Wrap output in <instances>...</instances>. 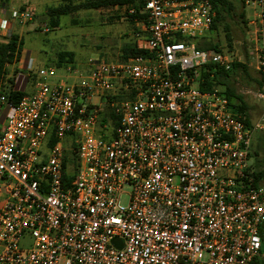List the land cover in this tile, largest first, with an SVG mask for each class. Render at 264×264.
I'll use <instances>...</instances> for the list:
<instances>
[{
  "label": "built area",
  "instance_id": "1",
  "mask_svg": "<svg viewBox=\"0 0 264 264\" xmlns=\"http://www.w3.org/2000/svg\"><path fill=\"white\" fill-rule=\"evenodd\" d=\"M237 1L255 11L264 68V0ZM140 12L146 55L89 59L86 73L68 64L67 81L43 67L27 93L30 58L8 88L25 95L14 103L0 88V264H264V180L251 163L264 128L193 74L235 63L198 47L212 0H141Z\"/></svg>",
  "mask_w": 264,
  "mask_h": 264
},
{
  "label": "rangeland",
  "instance_id": "2",
  "mask_svg": "<svg viewBox=\"0 0 264 264\" xmlns=\"http://www.w3.org/2000/svg\"><path fill=\"white\" fill-rule=\"evenodd\" d=\"M21 1V0H20ZM82 0H76L79 3ZM21 7L32 9L35 14L32 20L23 25L15 24L14 31L23 34L25 41L24 50L33 57H40L42 60L37 66L34 65L33 72L36 73L39 67H51L55 64L57 53L60 51L72 52L74 55V66L80 73L89 71V59L102 60H121L122 48L125 44H134L135 32L142 33L141 26L133 28L132 22L123 18L127 15L126 8H109L100 10H81L69 16L61 18V24L58 29L51 30L46 16L47 8L63 4L65 0H22ZM17 5V8H21ZM16 11H22L18 9ZM250 15L255 11L248 8ZM249 15V16H250ZM248 20H253L249 19ZM47 24L50 32L44 33L42 27ZM232 27V46L229 48L224 37L222 27L217 33L211 34V40L219 43L223 50L232 53L235 63L243 64L247 70L238 72L233 79L237 91L244 95L246 102L251 106L252 123H261L264 128V100L257 97L260 90L258 82L264 68L260 65L258 58L261 51L263 37L255 33L258 30L253 24H243L239 18H234ZM10 28L0 22V41H4L10 32ZM135 31V32H134ZM23 32V33H21ZM208 37V35H206ZM205 36V37H206ZM201 39V38H198ZM128 42V43H126ZM203 42V41H200ZM56 68V66H54ZM65 68V67H64ZM58 77L54 82L64 81L62 77L67 74L63 69H57ZM34 75H31L32 81H35ZM8 78L13 79V84L6 82L5 90L13 87L17 78V72L9 68ZM67 81V79H65ZM29 85L26 92L31 93L32 87ZM76 138L75 136L66 137L64 142L66 146ZM252 152H257L253 156L251 163L258 162L264 167V129L256 132L253 137ZM32 240L23 241V248L29 249Z\"/></svg>",
  "mask_w": 264,
  "mask_h": 264
},
{
  "label": "trees",
  "instance_id": "3",
  "mask_svg": "<svg viewBox=\"0 0 264 264\" xmlns=\"http://www.w3.org/2000/svg\"><path fill=\"white\" fill-rule=\"evenodd\" d=\"M9 0H0L3 4H7ZM76 0H65L63 4L58 6H50L47 8L46 16L48 18V25L51 30H56L61 24V18L69 16L81 10H100L109 9L114 7L126 8V18L134 23L135 20H143L144 15L140 12L141 0H82L79 3ZM187 1V0H179ZM212 8L214 13V22L208 37H203L197 40L198 47L201 49H223L218 42L211 40L209 36L217 33L219 28L222 27L224 32L225 41L230 48L232 46V27L231 23L234 18L242 20L243 24H249L246 7L244 4L237 0H212ZM134 9L135 13H129V10ZM181 41V38L177 39ZM203 41V42H200ZM24 46L23 39L17 33H11L4 41H0V88L5 89L6 82L13 84V79L8 78L9 70L8 65L17 62L20 59ZM147 50L142 45L135 41L134 44H125L122 48L121 60H125L132 56L146 55ZM74 55L72 52L60 51L57 53L56 67L58 69L64 68L68 64H74ZM247 68L241 63H234L231 71H225L223 68L214 65H208L200 71L193 73L197 76L200 88L203 91H208L213 88H219L231 101L234 113L243 115L247 125L252 124L251 106L245 100L244 95L240 94L234 86V76L240 71H246ZM261 78L258 82L259 89L264 86V73L260 72ZM8 95L11 102H18L25 93L11 92L8 89L4 90ZM109 124L114 127L117 125L116 116L111 109L107 108ZM55 139L50 140V144L54 143ZM257 156V152H252L251 158ZM76 159V152L68 155L65 162L73 161ZM253 176L256 179V184H260L264 180V167L255 163L252 166Z\"/></svg>",
  "mask_w": 264,
  "mask_h": 264
},
{
  "label": "crops",
  "instance_id": "4",
  "mask_svg": "<svg viewBox=\"0 0 264 264\" xmlns=\"http://www.w3.org/2000/svg\"><path fill=\"white\" fill-rule=\"evenodd\" d=\"M22 4H23L22 0L21 1L20 0H9L7 4H3L2 2H0V22H1V24L2 23L4 24L5 22L9 21L10 25L12 26V28H10L11 33H13V32L14 33H17V32L14 31V29H15V24H18V23H14L13 21H11L12 20L11 19L12 18L11 16H12V13L14 11H16L18 9H21L22 11L23 10H29L32 13L33 16L35 14V12L32 9H29V7L28 8L27 7L26 8L21 7ZM17 5H19V7H21V8H17ZM246 12H247V16L248 17H250L251 19H254L253 18V15H250V13L248 12V8H246ZM252 21L253 20L250 21V24H252L251 23ZM18 25H20V24H18ZM137 26H139V25H137L135 23L133 24V28L134 29ZM141 28H142V26H141ZM135 31H136V29H135ZM21 33H23V32H21ZM136 33L137 32H135L134 34L136 35ZM20 37L24 41L23 34H21ZM126 43H128V42H126ZM24 44H25V41H24ZM30 58L34 60V64H36L37 66L40 64V61L42 60L39 56L38 57L37 56L36 57L31 56V54L29 52H26L24 50V46H23V50H22L20 59L17 62L8 65L7 68H8V70H9V68H13L17 72V76L19 74H26L27 72L25 70V65H26L27 61ZM56 63H57V59L55 60V64L53 66H51V67L56 66ZM39 68H43V67H39ZM61 69H63V68H61ZM32 75H34L33 77H35V73H32ZM59 79L65 80L66 79V76L65 77H62V78H59ZM32 82H34V81H32ZM31 87H32V85H31ZM32 90H33V87H32Z\"/></svg>",
  "mask_w": 264,
  "mask_h": 264
}]
</instances>
